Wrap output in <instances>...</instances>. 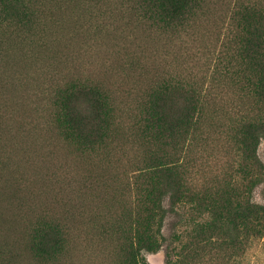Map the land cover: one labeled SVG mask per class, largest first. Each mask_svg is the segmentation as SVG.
Returning <instances> with one entry per match:
<instances>
[{"label": "rangeland", "instance_id": "obj_1", "mask_svg": "<svg viewBox=\"0 0 264 264\" xmlns=\"http://www.w3.org/2000/svg\"><path fill=\"white\" fill-rule=\"evenodd\" d=\"M27 6H29V10L26 11L24 20L20 22L18 20H13L12 22L7 21L0 25V77L4 75L5 77L2 76L1 78H6V76L17 67L18 71L16 69L15 71H17V74L20 72L19 75L21 80L23 78L24 80L26 79V82L23 80V83H25V85H23L29 92L27 95H29L28 97L31 99L30 105L32 101V107L34 106L36 111L32 109V107L31 109L38 114L32 112V114L34 113L33 117L36 119V132L38 135V129L41 126L39 133L41 131L42 133L41 135L39 134V137L41 136L40 138L42 139L44 136V141L38 137L42 144L41 148L44 147L41 151H44V154H47L51 150L54 152L56 166L54 167L53 174H62L57 177L53 175L54 177L51 182H54L55 179H57V181L55 180L54 183H50L49 187L45 189L46 191L43 190L41 193L38 192L37 195H39L36 197L34 194L30 201H33V206L32 203L29 202L28 205L30 207L27 205L24 209L16 213L17 226L15 225V236L13 233H7L9 231L5 228L0 229L1 231L4 230L3 232L5 233V235L2 233L5 237L3 238L0 231V239H2L0 240V264H4L5 262L6 264H16L13 263V261L17 260V264H28L29 262V264H58L60 261H62L60 264H64L65 261H69L71 264H123L127 256L129 244L135 240V233L137 232L136 236L142 235L143 233L141 212L143 209L141 200L147 188L156 186L154 184H156L158 175H152L153 167L159 162L157 158L162 153L169 152L172 148L169 141L161 140L157 138L156 135L154 137L149 131L145 133L142 132L141 123L145 113L148 112L149 101L154 90L165 81H181L183 83L201 86L203 92H207V101L204 105L202 117V126L205 130L204 143L197 144L194 142L190 146L188 144L185 148V154L188 156L187 158L194 160L192 167L189 169V177L192 178L195 188L202 189L201 191H203L216 176L223 177L228 163L233 162L231 161L233 152L229 150L230 142L228 141L231 127L238 118L243 115H253L255 109L259 107V103L256 102L253 95L242 88L241 82L237 80L236 74L232 72L235 68V63L229 59L237 51V39L240 36L238 34V29H240V26L243 24V18L248 16L251 23L257 24V10H264V0H195L193 7L184 14L182 18L169 24H162L150 18L149 14H146L141 8V0H30ZM63 21L66 24L63 23ZM60 26H62V30L59 29ZM74 26L78 32L77 30L75 31ZM80 27H84V29ZM111 27H114V30ZM80 30L84 34H80ZM73 31L76 33H73ZM87 34L89 36H87ZM109 34L111 35L109 36ZM53 35L56 36V39ZM81 35L83 37H81ZM115 35L117 38L112 40ZM125 35L127 37H125L126 39L124 38ZM60 36L63 37L60 38ZM67 36L69 37L68 40ZM86 36L89 39L86 38ZM92 36H95L94 39ZM101 37L102 40L104 39L105 41L101 42L102 45L100 43ZM121 37H123V39ZM53 38L55 40H53ZM57 39L59 40V44L55 42L58 41ZM63 40H65V43ZM51 41L56 44L54 45ZM67 41L70 42L67 43ZM97 41L100 46L94 43ZM110 41H112V43H110ZM130 41L132 42L130 43ZM134 41L139 48L134 44ZM92 42L94 45L97 44V46L95 45L96 48L91 44ZM60 43L62 44L60 48H63L64 44L65 48L63 50L58 49V52L63 51L62 53L59 52V54L56 52V47L59 48ZM74 43L77 45L75 46ZM103 43L106 47L103 46ZM68 44L69 46H67ZM86 44L92 47V51L90 49L91 47L87 50L88 47ZM133 45H135L136 48ZM100 47L104 49L102 48L103 50H99ZM106 48L107 50H112L107 51ZM143 48L144 52L142 51ZM153 48H156L157 51ZM117 49L120 50L117 51ZM126 49H128V53ZM137 49H141L140 51L143 54ZM64 51L66 52L64 53ZM120 51L122 54H119H121L122 57L119 54L118 57H114L117 55V52ZM130 51L132 53L135 51L136 54L135 52L131 54ZM110 52H113V54H110ZM152 52H154V55ZM49 53L52 56L55 55L59 57L52 58ZM63 53L64 55H62ZM123 53L125 56H123ZM126 53L127 56H130L127 57ZM144 54L146 55L145 58H143L145 56ZM85 55H87V57ZM100 55L103 59L100 58ZM48 56L52 59H50V57L47 58ZM106 56L111 57H108L109 61H106L108 59ZM149 56L151 60L148 59ZM14 58L22 62L18 60L15 61ZM86 58H89V60ZM99 60L102 62L99 63ZM134 60L135 64L132 63ZM17 61L19 64L25 65H27L26 63L29 61V64L33 63V66L28 64L29 67H32V71L27 66L31 71H29L31 75L27 71L28 68L21 64L18 65ZM103 61L106 63L104 64ZM111 61L114 62V66L110 64ZM138 61L142 64L138 63ZM136 64H139L140 67L139 65L135 66ZM144 64L145 66L147 65V68H142ZM13 65L16 67L12 69ZM21 66L24 68L26 67L25 69L23 68L26 71V76H31V78L25 77L24 70L18 68ZM112 67L116 70L114 71ZM5 69L9 71L7 70V72ZM122 73L123 75H121ZM10 74L12 75V73ZM8 77H10V75ZM8 77L6 79H8ZM15 77L16 75L14 78ZM29 79H31V81ZM131 79L133 81H131ZM14 80H16V78ZM27 82H30V85ZM26 85H28V87L30 86V89L26 87ZM82 86L97 90L102 95L106 105V127L102 136L93 141L82 139L78 136L77 132L72 131L64 121L62 122L61 118L62 96L64 97L67 95L72 89H78L79 87V89H83L81 88ZM6 117L8 116L6 114L4 115L1 111L0 120L2 121L0 122V131L2 130L1 123H4L2 124L3 128L4 125L8 126L12 123L9 118L10 116L8 118ZM2 118H6L4 122ZM37 119L38 121L40 120V124ZM7 121H9L8 124ZM47 142L48 145L50 144L48 146L49 148H47ZM43 144H45L46 147ZM53 145L56 146L57 149H55ZM52 146L54 149H52ZM60 146L63 148V154L60 152V150H62ZM58 148H61L59 152ZM45 149H49L47 153ZM65 153L66 155L68 153V155L66 156ZM257 154L264 163V137L260 140ZM62 155H65V157ZM1 156H3L2 153ZM1 156L0 202L2 200V202H4L8 200V197L5 196H8L10 193L25 192V188L28 187V182L14 181L12 178L14 168L10 170L9 168H5V166L9 167L11 164L7 166L4 163V156ZM59 156L63 158H60V160ZM68 156H71V159L77 158L76 165L74 161L76 158L72 162L70 158L68 159ZM65 159L68 160L66 161ZM78 160H80L79 162H81V164L78 163ZM60 161L69 164L65 166V164L63 165ZM61 166L63 168H61ZM68 166H71V171L68 169ZM64 167L66 168L64 169ZM55 169L57 171H55ZM63 169L64 171H62ZM75 169L76 171H74ZM83 169L85 173L82 172ZM86 169H89L90 172H87ZM86 172L88 174L91 173L94 179L93 181L90 174L85 177V174H87ZM64 173L68 175H66L65 178H70L65 179ZM58 177L63 181V183L60 184L63 188L60 186L57 187V184L61 182ZM72 177L76 179L72 180ZM78 177L87 180L85 181L82 179L83 181L77 182V180L80 181ZM88 179L95 184L97 189L93 188L94 185L93 187L89 186L91 183H87V181L89 182ZM68 181L72 184L68 183ZM80 183L83 184L79 187ZM66 184L67 186L69 184L67 188ZM85 185L87 191H85ZM71 186L72 188L70 189ZM75 187L78 191H75ZM82 187L85 193L87 192L86 194H84ZM88 187H91L90 190H88ZM49 188H51L50 192L53 193L49 192ZM57 188L59 190L61 189L60 192ZM56 189L58 193H56ZM65 190L68 191V194L64 193ZM97 190H101V192ZM81 191H83V197L87 200L83 199ZM43 192H45V194H42ZM77 193L80 194L79 197ZM91 193H93V195ZM49 194L51 195L49 196ZM53 195L55 196L53 197ZM252 195L255 201L263 202L264 182L252 191ZM44 196L50 197V201L55 198L56 201L54 200L51 203L48 198ZM51 196L53 198H51ZM99 196L101 197L99 198ZM43 197L47 204L45 201H42ZM38 199L41 202H38ZM75 200L77 201L75 202ZM34 202H37L38 205ZM66 202L69 203L67 204ZM63 203L64 206L66 205L65 207L62 205ZM73 203L76 206L75 209ZM51 204L60 206L53 209L55 206ZM46 206L50 207L47 208ZM77 206H79L80 209H78L79 207ZM39 207L41 210L44 208L43 211H40ZM87 207L90 208V211ZM50 208L51 212H49ZM67 210L70 212H65ZM76 210H78V212ZM25 212L26 214H24ZM179 213L181 214L179 217L170 215L165 218L162 231L166 237L171 233L172 227H175L174 229L176 231H189L193 226L191 220L196 217V215L189 210L188 206L179 207ZM60 214L63 216L60 217ZM70 216H72V218H70ZM73 217L76 219H73ZM84 217L85 219L83 220ZM26 219H28L27 223ZM72 220L75 222L73 223ZM22 222H24V224ZM51 227L54 228L57 233L58 242L56 243L57 240L54 236L53 239L55 241L46 242L47 244L43 245V249L39 248L37 245L38 230L40 228L49 229ZM76 230L81 233L79 234ZM84 230L88 233L86 234ZM20 233L23 236H21ZM183 237L185 240L186 234H184ZM11 240L13 241L12 243ZM15 240L19 243H16ZM85 242L88 243V246ZM49 243L52 246L49 245ZM167 243L169 242L166 241L163 246L154 251L145 250L142 248L144 247L142 243L135 248L139 249L140 257L143 258L147 264H166V252L169 250V245L167 246ZM75 247L78 248L76 249ZM74 250L76 251L73 252ZM17 251H22V253ZM66 252L70 258L66 256ZM77 252L79 255L78 258L76 255ZM69 253L74 256L72 257ZM62 254L63 256L65 255L64 257L66 258H63ZM81 255L85 256L83 257ZM238 255V252H234V254L229 257L230 260H226V258H228L226 253L215 252L214 250L203 251L199 252L197 256L194 257L195 260L189 261L192 264H217L226 261H228V264H264L263 241L260 239L251 240L243 254L241 256ZM31 258L32 263L31 260L28 261V259ZM71 258L73 260H70ZM20 260L24 261V263H21L22 261ZM71 261H74V263Z\"/></svg>", "mask_w": 264, "mask_h": 264}, {"label": "trees", "instance_id": "obj_2", "mask_svg": "<svg viewBox=\"0 0 264 264\" xmlns=\"http://www.w3.org/2000/svg\"><path fill=\"white\" fill-rule=\"evenodd\" d=\"M194 1L141 0V8L154 21L169 24L182 18ZM29 2L0 0V25L24 20ZM248 18H243L238 29L237 51L229 60L235 63L232 72L242 88L253 95L259 107L253 115L238 118L230 129L228 141L233 162L228 163L225 175L216 176L206 189L195 188L189 177L194 160L187 158L185 148L194 142L204 143L202 117L207 92L201 86L181 81L160 84L149 101L142 132L149 131L154 137L169 141L172 148L162 153L153 167L152 175H158L156 186L154 190L147 188L141 200L143 233L137 236L135 233L123 264H147L135 248L141 243L145 250L154 251L168 241L166 264H192L189 260H195L199 252L212 250L226 253V260H230L234 252L241 256L251 240L260 239L264 243V198L258 202L252 195L264 182V163L257 154L264 137V10H257V24ZM79 88L62 96V122L82 139L93 141L102 136L107 124L105 101L97 90ZM182 206H188L196 215L191 220L193 226L189 231H176L172 227L166 237L162 231L165 218L179 217ZM54 236L57 240L54 228H40L38 247L43 249L46 242L55 241Z\"/></svg>", "mask_w": 264, "mask_h": 264}, {"label": "bare ground", "instance_id": "obj_3", "mask_svg": "<svg viewBox=\"0 0 264 264\" xmlns=\"http://www.w3.org/2000/svg\"><path fill=\"white\" fill-rule=\"evenodd\" d=\"M69 9V8H68ZM72 9V8H71ZM76 13V12H75ZM76 15V14H75ZM80 16V15H79ZM80 18V17H79ZM66 19H67V17H66ZM81 19V18H80ZM80 21V20H79ZM73 22V21H72ZM72 22H71V24H72ZM63 23H65L64 21H63ZM69 23V22H68ZM67 23V24H68ZM78 23V22H77ZM76 23V24H77ZM66 24V23H65ZM117 25V24H116ZM80 26V25H79ZM61 27L62 26H60L59 27V29H61ZM75 27V26H74ZM118 27H120V26H118ZM67 28H69V27H67ZM67 28H66V30H67ZM71 28V27H70ZM81 29H84V27L82 28V27H80ZM111 28H113V30H114V27H111ZM117 28V27H116ZM121 29V28H120ZM62 30V29H61ZM64 30H65V28H64ZM69 30V29H68ZM71 30V29H70ZM77 29H76V27H75V31H76ZM123 30V29H122ZM59 31V30H58ZM81 31V30H80ZM110 31V30H109ZM116 31V30H115ZM119 31H121V30H119ZM118 31V32H119ZM56 32V31H55ZM77 32H78V30H77ZM121 32H123V31H121ZM53 33V32H52ZM73 33H76V32H74L73 31ZM72 33V34H73ZM82 33V31L80 32V34ZM90 33V32H89ZM103 33H105V32H103ZM116 33V32H115ZM123 33H125V32H123ZM64 34V33H63ZM71 34V33H70ZM79 34V35H80ZM82 34H84V33H82ZM91 34V33H90ZM112 34H113V32H112ZM118 34V33H117ZM66 35H67V32H66ZM66 35H64V36H66ZM69 35V34H68ZM78 35V34H77ZM93 35V34H92ZM97 35V34H96ZM95 35V36H96ZM111 34H109V36H110ZM53 36H55V35H53ZM52 36V37H53ZM74 36V35H73ZM87 36H89L88 34H87ZM86 36V38H88ZM95 36H92L93 37V39H94V37ZM104 36L106 37V35L104 34ZM130 36V35H129ZM51 37V38H52ZM58 37H59V35H58ZM61 37H63V36H60V38ZM68 37V36H67ZM72 37V36H71ZM70 37V38H71ZM81 37H83L82 35H81ZM113 37V36H112ZM126 37V35L124 36V38ZM75 38V37H74ZM78 38V37H77ZM107 38L109 39V37L107 36ZM114 38H117L116 37V35H115V37H113V39L112 40H114ZM122 39H123V37H121ZM127 38V37H126ZM125 38V39H126ZM55 39H56V36H55ZM54 38H53V40H55ZM69 39V37L67 38V40ZM73 39V38H72ZM81 39V38H80ZM80 39H78V40H80ZM89 39V38H88ZM96 39V38H95ZM98 39V38H97ZM132 39V38H131ZM130 39V40H131ZM134 39H135V37H134ZM58 40V39H57ZM75 40H76V38H75ZM75 40H71V41H75ZM101 41H100V43L102 42V41H104V39L102 40V37H101V39H100ZM110 40V39H109ZM116 40V39H115ZM129 40V39H128ZM136 40V39H135ZM62 41V40H61ZM82 41V40H81ZM84 41V40H83ZM87 41H89V40H87ZM119 41V40H118ZM117 41V42H118ZM125 41H127V40H125ZM55 42H58V44H59V40L58 41H55ZM63 42L65 43V40H63ZM63 42H61V43H63ZM68 42H70V41H67V43ZM76 42H78V41H76ZM90 42V41H89ZM105 42V41H104ZM127 42H129V41H127ZM127 42H125V43H127ZM132 41H130V43H131ZM138 42V41H137ZM51 43H53L54 44V42L53 41H51ZM60 43V46H59V48H57L56 46V52H58V49L59 50H63L64 48H65V44L63 45L64 47L63 48H60L61 46H62V44ZM72 43V42H71ZM94 43H99L98 41L97 42H94ZM110 43H112V41H110ZM123 43V42H122ZM124 43V44H125ZM56 44V43H55ZM54 44V45H55ZM70 44V43H69ZM69 44L67 45V46H69ZM83 44V43H82ZM92 45H94L93 44V42L91 43ZM90 44V45H91ZM97 44H95L96 46H97ZM106 44H107V42H106ZM120 44V43H119ZM123 44V45H124ZM129 44V43H128ZM134 44L136 45V43H135V41H134ZM145 44V43H144ZM52 45V44H51ZM72 45V44H71ZM71 45H70V48H71ZM74 45L76 46L77 44H75L74 43ZM81 45V44H80ZM87 45V44H86ZM85 45V46H86ZM94 45V48H96V46ZM99 45V44H98ZM101 45H102V43H101ZM108 45V44H107ZM115 45V44H114ZM130 45V44H129ZM135 45H133L134 47H135ZM138 45H140V44H138ZM148 45V44H147ZM53 46V45H52ZM51 46V47H52ZM66 46V47H67ZM73 46V45H72ZM78 46H79V43H78ZM100 46V45H99ZM103 46H104V43H103ZM110 46V45H109ZM137 46V45H136ZM149 46V45H148ZM151 46V45H150ZM74 47V46H73ZM72 47V48H73ZM87 47H88V49L87 50H89V48L91 47V46H88L87 45ZM104 47H106V45L104 46ZM123 48H125L124 46H122ZM129 47V46H128ZM128 47H126V48H128ZM130 47H132V46H130ZM147 47V46H146ZM145 47V48H146ZM152 47V46H151ZM85 48H84V50H85ZM103 48V47H102ZM101 47H100V49L99 50H101L102 49ZM118 48H119V46H118ZM122 48V49H123ZM133 48V47H132ZM136 48V47H135ZM137 48H139L138 46H137ZM150 48V47H149ZM50 49V48H49ZM55 49V48H54ZM74 49V48H73ZM91 49V51H92V47L90 48ZM104 49V48H103ZM102 49V50H103ZM131 49V48H130ZM151 49V48H150ZM153 49H156V48H153ZM152 49V50H153ZM52 50V49H51ZM50 50V51H51ZM69 50V49H68ZM98 50V49H97ZM106 50H107V48H106ZM105 50V51H106ZM109 50H112V49H109ZM109 50H107V51H109ZM115 50V49H114ZM120 49H117V51H119ZM127 50V53L129 52L128 51V49H126ZM125 50V51H126ZM137 50H139V49H137ZM141 50V49H140ZM139 50V51H140ZM144 50V48L142 49V51ZM147 50V49H146ZM145 50V51H146ZM70 51V50H69ZM94 51V50H93ZM123 51V50H122ZM156 51H157V49H156ZM52 52V51H51ZM50 52V53H51ZM60 52V51H59ZM58 52V53H59ZM63 52V51H62ZM62 52H60V53H62ZM66 51H64V53H65ZM68 52V51H67ZM72 52V51H71ZM85 52V51H84ZM87 53L89 52V51H86ZM96 52V51H95ZM104 52V51H103ZM131 52V51H130ZM135 52V51H134ZM133 52V53H134ZM141 52V51H140ZM144 52V51H143ZM159 52V51H158ZM48 53V52H47ZM50 53H49V55H50ZM59 53V54H60ZM64 53L62 54V55H64ZM90 53V52H89ZM106 53V52H105ZM115 53V52H114ZM119 53H121V51L120 52H117V55L116 56H114V57H118V54ZM125 53V52H124ZM123 53V54H124ZM127 53H126V56H127ZM132 52H131V54H133ZM142 53V52H141ZM147 53V52H146ZM145 53V54H146ZM154 52H152V54H153ZM54 54H56V53H54ZM67 54H70V53H67ZM84 54H86V53H84ZM108 54V53H107ZM110 54H113V52L111 53L110 52ZM109 54V55H110ZM122 54V53H121ZM121 54H119L120 56H121ZM135 54H136V52H135ZM143 54V53H142ZM144 54V55H145ZM151 54V53H150ZM57 55V54H56ZM98 55V54H97ZM106 55V54H105ZM115 55V54H114ZM138 55V54H137ZM140 55V54H139ZM148 55H149V53H148ZM154 55V54H153ZM152 55V56H153ZM160 55V54H159ZM10 56L12 57V55L10 54ZM15 56V55H14ZM52 58H54V57H57V56H55V55H50ZM50 56H48L47 58H49ZM68 56V55H67ZM86 57H87V55H85ZM91 56H92V54H91ZM94 56V55H93ZM99 56V55H98ZM97 56V57H98ZM119 56V57H120ZM123 56H125V54L123 55ZM130 55H128L127 57H129ZM136 56V55H135ZM161 56V55H160ZM16 57V56H15ZM50 57V59H52ZM59 57V56H58ZM57 57V58H58ZM64 57V56H63ZM62 57V58H63ZM89 57V56H88ZM95 57V56H94ZM107 57V56H106ZM109 57V56H108ZM107 57V58H108ZM122 57V56H121ZM126 57V58H127ZM141 57V56H140ZM146 57V55L143 57V58H145ZM61 58V59H62ZM65 58H66V55H65ZM64 58V59H65ZM92 58V57H91ZM100 58H101V55H100ZM109 58H111V57H109ZM109 58L106 60V61H109ZM132 58H133V56H132ZM148 58V57H147ZM159 58V57H158ZM8 59V58H7ZM87 59V58H86ZM93 59V58H92ZM101 59H103V58H101ZM112 59L114 60V58L112 57ZM119 59V58H118ZM129 59V58H128ZM138 59V58H137ZM140 59V58H139ZM148 59H150V56H149V58ZM148 59H147V61H148ZM154 59H155V57H154ZM14 60H15V58H14ZM16 60H18V59H16ZM15 60V61H16ZM54 60H56V59H54ZM59 60V59H58ZM63 60V59H62ZM87 60H89V58L87 59ZM97 60V59H96ZM95 60V61H96ZM132 60V59H131ZM130 60V61H131ZM151 60V59H150ZM7 61V60H6ZM19 61V60H18ZM17 61V62H18ZM21 61V60H20ZM19 61V62H20ZM57 61V60H56ZM92 61V60H91ZM91 61H89V62H91ZM140 61V60H139ZM138 61V63H140ZM5 62V61H4ZM3 62V63H4ZM8 62H10V61H8ZM16 62V63H17ZM19 62H18V65H20L19 64ZM22 62V61H21ZM23 62H25V61H23ZM30 62V61H29ZM29 62H27L26 64L27 65H25V64H21L22 66H28L29 67V65L31 66H33V63L32 64H29ZM92 62H94V61H92ZM98 62V61H97ZM97 62H95V63H97ZM102 62V61H101ZM100 62V60H99V63H101ZM104 62V61H103ZM112 62V61H111ZM110 62V64H112V66H114V62H112L111 63ZM116 62H117V60H116ZM151 62H153V61H151ZM150 62V63H151ZM11 63V62H10ZM106 62H104V64H105ZM132 63H134L135 64V60H134V62H132ZM15 64V63H14ZM29 64V65H28ZM140 64H142V63H140ZM145 64H147V63H145ZM145 64H144V66H142V68L143 67H146L145 66ZM152 64H154V63H152ZM139 65V64H138ZM137 64L135 65V66H138ZM2 66V65H1ZM5 66H7V65H5ZM9 66H10V64H9ZM18 67V68H24V67ZM2 67H4V66H2ZM14 67H16V66H12V69L14 68ZM25 67V68H26ZM27 67V68H28ZM139 67H140V65H139ZM24 68V69H25ZM30 68V70L32 71L33 69H31L32 67H29ZM29 68H28V72L30 71L29 70ZM116 68V67H115ZM147 68V67H146ZM145 68V69H146ZM11 69V70H12ZM16 70H17V67L15 68ZM15 69H14V71H12V72H10V73H12V75L9 73L7 76H6V78L10 75V77H8V79H6V78H4L5 76L4 75H2V76H4L3 78H1L0 77V112L2 111L3 113H4V115L6 114L9 118H10V121H12V123H10L8 126H5L4 125V128H3V125L2 124H4V123H1V128H2V130L0 131V151H1V153H2V155L4 156V163L8 166V165H10L9 167H6L5 165V168H9V170L10 169H13L14 168V171H13V173H12V178H13V180L14 181H26V182H28V187H26L25 188V192H23V193H19V192H14V193H10L8 196H5V197H8V200H6V199H4V200H6V201H4V202H0V229H3V228H5L7 231H9V232H7V233H13V235H14V231H15V225L17 226V223H16V221H17V219H16V213L19 211V210H22V209H24L28 204H29V202L32 200V198H33V196H34V194H35V197L36 196H38L37 195V193L39 192V193H41V191H43V190H45V189H47L48 187H49V185H50V183H54L55 182V180L57 181V179H55L54 180V182H51L52 180H53V175H55V174H53L54 173V167L56 166L55 165V154H54V152L51 150V148H50V150L51 151H49L48 152V150L49 149H45V150H47L46 151V153L47 154H44V151L42 152L41 151V149L42 148H44V147H42L41 148V146H42V144H41V142L39 141V139H38V137H39V134L41 135V133H42V131L39 133V131H40V128H41V126H40V128L38 129L39 131H38V135H37V132H36V119L33 117V114L35 113V114H37L35 111V107L33 108L32 107V101H31V105H30V97H28L29 95H27L29 92L27 91V88L25 89L24 88V85H25V83H23L24 81L26 82V79L24 80V78L21 80V78H20V72H19V74H17V71H15ZM21 69V70H22ZM23 69V70H24ZM112 69H113V67H112ZM111 69V70H112ZM1 70V69H0ZM2 70H3V68H2ZM6 70V69H5ZM8 70V69H7ZM6 70V71H7ZM10 70V71H11ZM22 70V71H23ZM114 71L116 70V69H113ZM5 71V72H6ZM9 71V70H8ZM7 71V72H8ZM21 71V72H22ZM30 71V72H31ZM141 71H142V69H141ZM1 72V71H0ZM4 72V71H3ZM4 72V73H5ZM6 72V73H7ZM29 72V74L31 75V73ZM23 73V72H22ZM24 73H25V77H30L31 78V76H26V71L24 70ZM115 73V72H114ZM29 74H27V75H29ZM16 75V80H14L15 78H14V76ZM23 75V74H22ZM121 75H123V73L121 74ZM125 75V74H124ZM128 76V75H127ZM123 77H125V76H123ZM122 77V78H123ZM129 77V76H128ZM130 78V77H129ZM28 79V78H27ZM24 80V81H23ZM30 81H31V79H29ZM124 81H125V79H124ZM130 81V80H129ZM131 81H133L132 79H131ZM128 82V81H127ZM28 83V82H27ZM30 83V82H29ZM28 83V84H29ZM24 84V85H23ZM30 85V84H29ZM26 87H28V85H26ZM30 87V86H29ZM28 87V88H29ZM30 89V88H29ZM27 91V92H26ZM31 96V95H30ZM31 107H32V109H34L35 111H33L32 109H31ZM32 112H34L33 114H32ZM2 115V114H1ZM38 115V114H37ZM35 117H37L36 115H34ZM2 117V116H1ZM8 117H6V118H8ZM6 118H2L3 119V122H4V119H6ZM39 118V117H38ZM9 120V119H8ZM2 120H0V122H1ZM37 121H38V119H37ZM40 121V120H39ZM38 121V122H39ZM8 122L9 121H7V124H8ZM5 123H6V121H5ZM39 124H40V122H39ZM41 137V136H40ZM39 137V138H40ZM43 138H44V136H43ZM41 139L42 141H44V139ZM46 141H47V138H46ZM45 143V142H44ZM45 147H46V145L45 144H43ZM50 145V144H49ZM48 142H47V148H49L48 146ZM54 146V145H53ZM52 146V147H53ZM55 147V149H57V147L56 146H54ZM54 147L52 148V149H54ZM61 147V146H60ZM62 148V147H61ZM60 148V149H61ZM59 148H58V152H59V150H60ZM44 150V149H43ZM55 151V150H54ZM63 151V148H62V150H60V152H62ZM56 152V151H55ZM65 152V151H64ZM1 153H0V156H1ZM62 154H63V152H62ZM58 155H60V154H58ZM57 155V156H58ZM65 155H66V153H65ZM65 155H62V156H64L65 157ZM67 155H68V153H67ZM66 155V156H67ZM3 156H1V157H3ZM60 157L59 156V159L60 158H63V157ZM72 156V155H71ZM71 156H68V159L70 158L71 159ZM73 157V156H72ZM67 158V157H66ZM76 158V157H75ZM75 158H73V159H71V161L73 162V160L75 159ZM67 159V160H68ZM1 160V159H0ZM58 160V159H57ZM61 160V159H60ZM66 160V159H65ZM64 160V161H65ZM66 160V161H67ZM2 161H3V159H2ZM75 161V165H76V161H77V158L74 160ZM80 160H78V163H80L81 164V162H79ZM61 162V161H60ZM69 162V161H68ZM3 163V162H2ZM61 163H63V162H61ZM65 163H63V165H64ZM66 164H67V162H66ZM66 164H65V166H66ZM69 164V163H68ZM67 164V165H68ZM73 164V163H72ZM62 165V164H61ZM79 165V164H78ZM1 166H3V165H1ZM73 166H74V164H73ZM81 166H83V165H81ZM84 166H85V164H84ZM69 167V166H68ZM76 167V166H75ZM86 167H87V165H86ZM60 168V167H59ZM61 168H63L62 166H61ZM66 167H64V169H65ZM71 168V166L68 168V169H70ZM74 168V167H73ZM57 169V168H56ZM55 169V171H57ZM64 169L62 170V171H64ZM59 170V169H58ZM72 169H70V171H71ZM87 170V169H86ZM66 171L69 173V171L66 169ZM74 171H76V169L74 170ZM78 171V170H77ZM66 172V173H67ZM82 172H84L85 173V171H84V169L82 170ZM87 172H90V170L88 169L87 170ZM86 172V173H87ZM66 173H64V178L66 177ZM62 174V173H61ZM61 174H56L55 176L57 177V176H60ZM77 174V173H76ZM90 174V176H92L91 175V173H89ZM89 174L87 173V174H85L86 176L85 177H87V175L89 176ZM70 175H71V172H70ZM84 175V174H83ZM98 175H99V173H98ZM68 176V175H67ZM72 176V175H71ZM79 176V175H78ZM63 177V176H62ZM74 177V176H73ZM72 177V178H73ZM84 177V176H83ZM59 179H60V177H58ZM67 178H70V177H67ZM67 178H65V179H67ZM95 178V177H94ZM98 178V177H97ZM76 179V178H75ZM74 178L72 179V180H75ZM78 179H80L79 177H78ZM83 179V178H82ZM80 179V181H78L77 180V182H81V181H83V180H85V179ZM91 179V178H90ZM99 179H101V178H99ZM98 179V180H99ZM87 180V179H86ZM85 180V181H86ZM89 180V179H88ZM94 179H93V176H92V181H93ZM60 181L61 182H59V184H57V187L58 186H60V184L61 183H63V181L60 179ZM67 181V180H66ZM70 181V180H69ZM68 181V183H70V184H72L71 182H69ZM73 182V181H72ZM98 182V181H97ZM64 183H65V181H64ZM75 183H76V181H75ZM83 183H85V182H83ZM83 183H80V185H79V187L83 184ZM87 183H91L89 186H91V187H93V185H94V187L93 188H96L95 187V184H93L92 182H90V180H89V182L87 181ZM94 183H95V181H94ZM55 184V185H56ZM98 184V183H97ZM53 185V184H52ZM54 185V186H55ZM77 185H78V183H77ZM99 185V184H98ZM68 186H69V184H68ZM67 186V184H66V188L68 187ZM51 187V186H50ZM56 187V186H55ZM60 187H62L63 188V186H60ZM78 187V188H79ZM91 187H88L89 189L88 190H90V188ZM101 187H103V186H101ZM52 188V187H51ZM51 188H49V192H50V190H51ZM65 188V189H66ZM72 188V186L70 187V189ZM76 188V187H75ZM85 191H87L86 190V185H85ZM92 188V189H93ZM55 189V188H54ZM58 189V188H57ZM57 189L55 190L56 191V193H58L57 192ZM92 189H91V191H92ZM97 189V188H96ZM99 189V188H98ZM59 190V189H58ZM61 190V189H60ZM60 190H59V192H60ZM74 190V189H73ZM77 190V188L75 189V191ZM82 190L84 191V189H83V187H82ZM46 191V190H45ZM54 191V192H55ZM63 191H64V189H63ZM67 190H65V192L64 193H67L68 194V191L66 192ZM70 191V190H69ZM78 191V190H77ZM83 191H81V194H82V192ZM85 191H84V194H86L85 193ZM98 192H101V190L99 191V190H97ZM73 192V191H72ZM89 192V191H88ZM94 192V191H93ZM50 193H53V192H50ZM64 193H63V196H64ZM42 194H45V192H43ZM47 194H48V192H47ZM71 194H73V193H71ZM79 193H77V195H78ZM89 194V193H88ZM92 195H93V193H91ZM96 194V193H95ZM100 194V193H99ZM51 194H49V196H50ZM55 195H57V194H55ZM55 195H53V197L55 196ZM66 195V194H65ZM101 195V194H100ZM42 196V195H41ZM67 196V195H66ZM69 196V195H68ZM76 196V195H75ZM80 196V194L78 195V197ZM82 197H83V194L81 195ZM96 196H97V194H96ZM45 197V196H44ZM44 197H43V200L42 201H45V203H46V200H44ZM52 196H51V198H53ZM57 197V196H56ZM59 197H60V194H59ZM77 197V198H78ZM101 196H99V198H100ZM45 198H48V200L50 201V197H45ZM58 198V197H57ZM56 198V199H57ZM61 198H62V194H61ZM60 198V199H61ZM64 198V197H63ZM67 198V197H66ZM66 198H65V200H66ZM81 198V197H80ZM88 198V197H87ZM42 199V198H41ZM71 199H72V197H71ZM75 199V198H74ZM83 199L85 200L86 198H84L83 197ZM94 199H95V197H94ZM39 200V199H38ZM37 200V201H38ZM55 200V198H53V200L52 201H54ZM65 200H64V202H65ZM87 200V199H86ZM92 200V199H91ZM48 201V202H49ZM52 201H50L51 203H52ZM56 201V200H55ZM58 201V200H57ZM69 201V200H68ZM72 201V200H71ZM77 200H75V202H76ZM89 201H90V199H89ZM94 201V200H93ZM33 202V201H32ZM32 202H30V203H32ZM38 202H41L40 200L38 201ZM50 202H49V204H50ZM62 202H63V200H62ZM74 202V203H75ZM78 202H79V200H78ZM88 202V201H87ZM97 202V201H96ZM95 202V203H96ZM34 203H37V202H34ZM44 203V202H43ZM55 203V202H54ZM57 203H59V202H57ZM67 203V202H66ZM69 203V202H68ZM67 203V204H68ZM73 203V204H74ZM86 203V202H85ZM89 203V202H88ZM87 203V204H88ZM40 204V203H39ZM42 204V203H41ZM47 204V203H46ZM45 204V205H46ZM60 204V203H59ZM80 204V203H79ZM83 204V203H82ZM36 205V204H35ZM37 205H38V203H37ZM44 205V204H43ZM51 205H54V204H51ZM61 205V204H60ZM59 205V206H60ZM63 206H64V203L62 204ZM92 205V204H91ZM29 206V205H28ZM32 206H33V203H32ZM55 207L53 208V209H55V208H57V207H59L58 205L56 206V204L54 205ZM66 206V205H65ZM64 206V207H65ZM69 206V205H68ZM67 206V207H68ZM72 206V205H71ZM84 206V205H83ZM87 206V205H86ZM89 206V205H88ZM30 207V206H29ZM38 207V206H37ZM45 207V206H44ZM47 208H49L48 206H46ZM77 207H79V206H77ZM82 207V206H81ZM46 208V209H47ZM51 208H52V206H51ZM51 208H50V211L49 212H51ZM70 208V207H69ZM76 208V206H75V204H74V209ZM89 207H87V209H88ZM28 209V208H27ZM44 209V208H43ZM43 209L41 210L40 209V207H39V210L40 211H43ZM52 209V210H53ZM60 209V208H59ZM61 209H62V207H61ZM64 209H66V208H64ZM71 209V208H70ZM73 209V208H72ZM78 209H80V207L78 208ZM77 212H78V210H76ZM87 211V210H86ZM89 211H90V208H89ZM32 212V211H31ZM59 212V211H58ZM58 212H56V213H58ZM64 212V211H63ZM65 212H70V211H65ZM64 212V213H65ZM79 212H80V210H79ZM44 213H45V211H44ZM54 213H55V211H54ZM60 213V212H59ZM64 213H62V214H64ZM71 213H72V211H71ZM85 213V212H84ZM20 214V213H19ZM24 214H26V212L24 213ZM33 214H34V212H33ZM36 214H37V211H36ZM35 214V215H36ZM39 214V213H38ZM51 214V213H50ZM53 214V213H52ZM65 214H67V213H65ZM81 214V213H80ZM88 214H89V212H88ZM56 215V214H55ZM61 215V214H60ZM74 215V214H73ZM82 215V214H81ZM27 216H28V214H27ZM30 216V215H29ZM57 216V215H56ZM63 215H61L60 217H62ZM68 216V215H67ZM75 216V215H74ZM25 217V216H24ZM31 217H32V215H31ZM20 218V217H19ZM67 218H69V217H67ZM70 218H72V216H70ZM76 218H77V216H76ZM75 217H73V219H76ZM25 219V218H24ZM29 219V218H28ZM28 219H26V223H27V220ZM78 219H79V217H78ZM85 219V217L83 218V220ZM20 220V219H19ZM69 220V219H68ZM81 220V219H80ZM82 220V221H83ZM73 221V223L75 222L74 220H72ZM72 221H71V223H72ZM79 221V220H78ZM78 221H76V222H78ZM21 222V221H20ZM29 222H31V221H29ZM29 222H28V224H29ZM85 222H86V220H85ZM23 224H24V222H22ZM20 224V223H19ZM87 224V223H86ZM83 226V225H82ZM21 227V226H20ZM25 227H27V226H25ZM77 227V226H76ZM22 228V227H21ZM80 228V227H79ZM17 229H19V228H17ZM23 229H24V226H23ZM72 229V228H71ZM74 229V228H73ZM76 229V228H75ZM77 229H78V227H77ZM81 229V228H80ZM21 230V229H20ZM26 230V229H25ZM1 231V230H0ZM4 231V230H3ZM3 231H1V235H2V233H4ZM74 231V230H73ZM77 231V230H76ZM85 231V230H84ZM87 231H88V229H87ZM26 232V231H25ZM25 232H23V233H25ZM72 232V231H71ZM78 233H79V231H77ZM86 232V231H85ZM18 233H19V231H18ZM81 233V232H80ZM79 233V234H80ZM88 232H86V234H87ZM75 234H76V232H75ZM4 235H5V233H4ZM4 235H2L3 236V238H5L4 237ZM12 235V234H11ZM19 235V234H18ZM20 235L21 236H23L21 233H20ZM73 235H74V233H73ZM89 235V234H88ZM15 236V235H14ZM72 236V235H71ZM78 236V235H77ZM76 236V237H77ZM87 236V235H86ZM9 237H10V235H9ZM72 237H74V236H72ZM71 237V238H72ZM79 237V236H78ZM89 237V236H88ZM87 237V238H88ZM1 238V237H0ZM13 238V237H12ZM17 238V237H16ZM10 239V238H9ZM19 239H21V238H19ZM73 239V238H72ZM91 239V238H90ZM0 240H2V239H0ZM7 240V239H6ZM23 240V239H22ZM76 240H77V238H76ZM85 240V239H84ZM89 240V239H88ZM5 241V240H4ZM16 241V243H19V242H17V240H15ZM14 241V242H15ZM75 241V240H74ZM78 241H80V240H78ZM86 241V240H85ZM90 241V240H89ZM13 241L11 240V243H12ZM20 242H23V241H20ZM71 242V241H70ZM88 242V241H87ZM87 242H85L86 243V245L88 246V243ZM8 243V242H7ZM74 243V242H73ZM76 243V242H75ZM72 244V243H71ZM78 244V243H77ZM19 245V244H18ZM82 245V244H81ZM89 245H90V243H89ZM22 246V245H21ZM25 246V245H24ZM72 246V245H71ZM70 246V247H71ZM74 246H76V245H74ZM74 246H73V248H74ZM79 246H80V244H79ZM78 246V247H79ZM77 247V248H78ZM5 248H6V246H5ZM8 248V247H7ZM17 248V247H16ZM24 248V247H23ZM76 248V247H75ZM76 248V249H77ZM87 248V247H86ZM85 248V249H86ZM89 248V247H88ZM19 249V248H18ZM84 249V248H83ZM5 250H8V249H5ZM21 250H22V248H21ZM71 250V249H70ZM79 250H80V247H79ZM78 250V251H79ZM87 250V249H86ZM24 251V250H23ZM27 251V250H26ZM68 251H69V248H68ZM76 250H74L73 252H75ZM9 252V251H8ZM14 252V251H13ZM17 252H19V251H17ZM21 253H22V251H20ZM19 252V253H20ZM28 252V251H27ZM70 252V251H69ZM6 253H7V251H6ZM11 253V252H10ZM25 253V252H24ZM72 253V252H71ZM79 253H82V252H79ZM86 253V252H85ZM8 254V253H7ZM18 254V253H17ZM25 254H28V253H25ZM25 254H22V255H25ZM66 256L67 257H69L68 256V253L66 252ZM72 254H75V253H72ZM72 254H70L69 253V255H71L72 257L74 256V255H72ZM9 255V254H8ZM16 255V254H15ZM29 255V254H28ZM77 258H78V252H77ZM62 256H63V254H62ZM65 256V255H64ZM63 256V258H66V257H64ZM81 256H83V255H81ZM85 256V255H84ZM83 256V257H84ZM91 256V255H90ZM25 257V256H24ZM30 257V256H29ZM8 258H9V256H8ZM14 258V257H13ZM13 258H10V259H13ZM70 258V257H69ZM69 258H68V260H69ZM9 259V260H10ZM21 259V258H20ZM23 259V258H22ZM25 259V258H24ZM27 259V258H26ZM86 259V258H85ZM29 260H31V263H32V258L31 259H28V261ZM61 260H63V259H61ZM65 260H67V259H65ZM70 260H73L72 258L70 259ZM80 260V259H79ZM78 260V261H79ZM89 260V259H88ZM5 261V260H4ZM3 261V262H4ZM11 261V260H10ZM18 261V260H17ZM17 261H13V263H16L17 264ZM20 261H22V260H20ZM12 262V261H11ZM60 262H62V261H60ZM60 262L58 263V264H60ZM64 262V261H63ZM66 262V261H65ZM65 262H64V264H65ZM72 262V261H71ZM8 263V262H7ZM21 263H24V261H22ZM30 263V262H29ZM28 263V264H29ZM37 263V262H36ZM68 263H70L69 261L68 262H66V264H68ZM72 263H74V261L72 262ZM80 263V262H79ZM82 263V262H81ZM91 263V262H90ZM4 264H6V262L4 263ZM8 264H10V263H8ZM19 264V263H18ZM53 264V263H52ZM54 264H56V263H54ZM71 264V263H70ZM84 264V263H83ZM86 264V263H85ZM89 264V263H88Z\"/></svg>", "mask_w": 264, "mask_h": 264}]
</instances>
